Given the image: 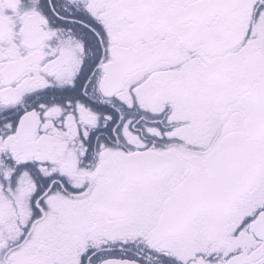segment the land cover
<instances>
[{"label":"snow or ice","instance_id":"6c2138e0","mask_svg":"<svg viewBox=\"0 0 264 264\" xmlns=\"http://www.w3.org/2000/svg\"><path fill=\"white\" fill-rule=\"evenodd\" d=\"M0 264H264V0H0Z\"/></svg>","mask_w":264,"mask_h":264}]
</instances>
